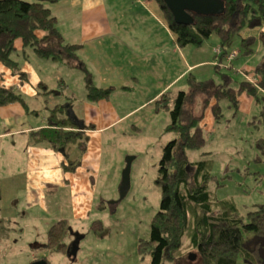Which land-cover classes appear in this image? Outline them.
Returning a JSON list of instances; mask_svg holds the SVG:
<instances>
[{"label": "rangeland", "instance_id": "374dc122", "mask_svg": "<svg viewBox=\"0 0 264 264\" xmlns=\"http://www.w3.org/2000/svg\"><path fill=\"white\" fill-rule=\"evenodd\" d=\"M125 11L119 14L128 15ZM160 15L164 19L163 12ZM262 26L247 25L232 36L226 48L228 53L235 50L237 54L230 62L226 57L218 60L220 40L215 34L207 37L199 47L184 46L183 53L192 64L197 63L199 57L210 61L196 64L182 75V67L177 63V83L171 90L189 89L193 76L214 84L223 83L228 76V86L236 91L244 76L249 81L254 80L252 72L264 65V45L259 37ZM246 36H250L252 51L249 52L242 46ZM16 43L17 47L10 53L12 59L24 65L29 63L34 70L41 68L39 63H43L44 76L49 80L63 76L69 90L77 97L73 109L79 112L85 108L82 100L86 87L77 70L67 66L59 68L55 61L39 57L29 46ZM215 48H219V52ZM5 68L0 63V74L4 78L9 71ZM10 84L25 97L29 110L35 108L38 114L29 112L32 115H26V120L6 122L3 115L14 116L23 106L11 103L7 108H0V264H29L34 257L43 256L49 264H151L150 223L161 200V190L155 182L158 162L163 146L174 138L173 132L166 131L170 122L167 109L155 100L142 99L139 88L113 97L115 102L120 99L123 107L143 105L116 126L86 137L83 152L78 150L77 156L80 157L81 174L88 173L90 180L80 183L82 191L75 198L68 186L48 184L45 192L28 187L29 173L58 165L59 156L65 155L63 150L58 155L50 150L33 154L28 134L7 133L24 123L44 125L49 105L57 99L60 101L67 93L56 98V94L42 90L35 98L13 80ZM48 84L57 88L60 83ZM238 98V106L228 98H221V116L216 120L205 112L200 124L204 143L186 152L192 162L212 161L210 173L213 177L207 188L216 199L231 200L237 212L244 215L264 204V154L255 146L256 140L264 137V122L260 121L263 101H256L248 91H241ZM45 146L46 142L36 145ZM129 156L134 157L130 164L129 186L119 198L122 171ZM101 200L105 203L100 206ZM58 220H65L68 233L65 241L70 239L76 247L70 261L63 251L39 246L47 244L48 230ZM190 254L194 255L193 260L189 259ZM197 259L198 253L186 240L176 260L161 264H197Z\"/></svg>", "mask_w": 264, "mask_h": 264}, {"label": "trees", "instance_id": "16d2710c", "mask_svg": "<svg viewBox=\"0 0 264 264\" xmlns=\"http://www.w3.org/2000/svg\"><path fill=\"white\" fill-rule=\"evenodd\" d=\"M56 1L0 0V62L20 80H27L19 63L10 57L19 41L22 47L29 46L39 57L80 70L90 98L96 100L107 96L110 89L94 86L90 72L79 58L81 44L66 41L59 31L56 17L49 8ZM155 1L180 47H199L207 37L215 34L220 40L218 60L221 61L229 54L226 47L231 44L232 36L247 25H263L259 37L264 45V0H215L216 11L192 12L193 22L189 25L176 23L164 1ZM249 44L250 36L243 37L242 46L247 52L252 51ZM229 80L227 76L223 83L214 84L193 76L189 89L178 90L175 94L164 92L156 100L168 111L170 122L166 131L173 132L174 138L163 146L158 162L155 182L160 187L161 200L150 223L151 264L176 260L186 240L198 253L197 264H264V204L242 215L231 200L216 199L207 188L213 177L210 173L212 161L192 162L186 152V149H197L204 143L200 121L212 99L216 100L211 106L216 120L221 116V98H228L237 106L240 92L248 91L256 101H263L260 121L264 122V65L257 69L254 80H241L237 91L228 86ZM37 87L38 93L42 90L54 94L61 92L43 82ZM198 96L201 102L197 110ZM15 102L26 108L24 97L0 81V105ZM69 107L67 102L51 107L47 124L30 133L33 141L47 142L55 151L81 143L85 135L83 131L72 129L75 119L69 113ZM255 146L264 154V137L257 139ZM76 163V160L69 161L63 168L70 172L76 168ZM66 233L65 220H58L48 230L47 244L39 246L64 252ZM43 258L49 261L45 256ZM34 260L37 258L34 257L29 264Z\"/></svg>", "mask_w": 264, "mask_h": 264}, {"label": "crops", "instance_id": "0c3cea01", "mask_svg": "<svg viewBox=\"0 0 264 264\" xmlns=\"http://www.w3.org/2000/svg\"><path fill=\"white\" fill-rule=\"evenodd\" d=\"M49 8L52 15L56 17L57 27L64 39L70 43L81 44L78 56L90 72L92 84L98 88L110 89L108 95L94 100L88 96L85 88V98L82 100L85 108L77 112V108L73 109L77 103V97L72 90H69L64 77L58 76L53 80L45 78L43 63H39L41 68L34 70L31 64H20L16 60L26 74V81L20 80L16 73L4 65L9 71L5 78L0 74V81L16 91L10 84L13 80L30 97L35 98L40 94L36 89L40 82L45 83L46 86L49 85L48 83L53 85L60 83L57 88L48 86L61 91L59 94L56 93V98L67 93L60 101L57 99L54 104L49 105L48 111L57 103H69V113L74 115L75 119L72 129L83 131L85 138L79 144L67 146L63 150L65 155L59 156L58 165L40 168L29 173L28 187L30 190L41 189L45 192L48 184L54 187L68 186L71 194L76 198L77 194L80 195L82 191L80 183L90 180L88 173L86 176L81 174L80 157L77 156L78 150L83 152L86 137L116 126L128 119L135 109L143 105L142 103L138 107H123L120 99L115 102L112 98L123 92H134L139 88L142 99L156 102L162 93L175 94L178 91L171 90L177 83V63H180L182 67L180 74L182 75L194 65L210 60L199 57L197 63L192 64L185 57L182 50L184 46L180 47L176 43L175 35L169 30L164 21L165 18L161 17L162 11L155 0H57ZM123 10H126L128 13L126 11L125 13L128 15H120L119 13ZM54 63H57L59 68L67 66L58 61ZM257 69L255 72L251 71L254 78L257 75ZM75 70L81 75L83 87H86L84 74L78 69ZM12 74H14L13 77ZM244 79H246L245 76ZM24 100L26 108L21 104L23 110H18L14 116L3 115V120L18 122L26 120V115H32L29 112L38 114L35 108L30 111L25 97ZM215 102L214 99L210 101L203 111V117L206 112L207 116L210 114L214 118L211 106ZM6 105H0V108H7ZM47 115L48 113L45 116L44 125L24 123L7 133L14 134L13 132L19 131L28 134V144L33 154L40 155L41 150H50L58 155L61 151L51 149L48 144L44 148L36 147L41 142L35 143L30 135L32 131L47 124ZM73 160L77 161L76 168L70 172L64 170L63 165ZM103 203L105 201L101 200L99 205Z\"/></svg>", "mask_w": 264, "mask_h": 264}, {"label": "water", "instance_id": "95a60500", "mask_svg": "<svg viewBox=\"0 0 264 264\" xmlns=\"http://www.w3.org/2000/svg\"><path fill=\"white\" fill-rule=\"evenodd\" d=\"M169 11L171 12L173 19L176 23L189 25L193 22L192 12H204L211 13L216 11L215 0H163ZM133 156H129L126 159V165L122 171V179L119 187V198H122L125 194L126 188L129 186V171L130 164L133 160ZM74 254L76 247L72 244V247L67 249V255ZM189 259L193 260L194 255L190 254ZM31 264H49L44 258L34 260Z\"/></svg>", "mask_w": 264, "mask_h": 264}, {"label": "flooded vegetation", "instance_id": "af4514ba", "mask_svg": "<svg viewBox=\"0 0 264 264\" xmlns=\"http://www.w3.org/2000/svg\"><path fill=\"white\" fill-rule=\"evenodd\" d=\"M67 235H68V233H67ZM64 244H65V246H64V254H66L67 255V249H68V247L69 248H71L72 247V242H71V240L69 239L68 241L66 240H64ZM71 249H69V254L67 255V257L69 258H67L69 261L71 260ZM41 258H43V257H39L38 259H41Z\"/></svg>", "mask_w": 264, "mask_h": 264}, {"label": "built area", "instance_id": "2783aa9c", "mask_svg": "<svg viewBox=\"0 0 264 264\" xmlns=\"http://www.w3.org/2000/svg\"><path fill=\"white\" fill-rule=\"evenodd\" d=\"M264 29V27H263ZM217 52H219V48H215ZM220 52H221V49H220ZM237 54V52L235 50H232L231 53L227 54L226 55V59L228 62L231 61V59Z\"/></svg>", "mask_w": 264, "mask_h": 264}]
</instances>
